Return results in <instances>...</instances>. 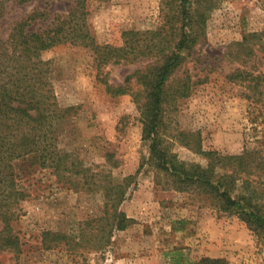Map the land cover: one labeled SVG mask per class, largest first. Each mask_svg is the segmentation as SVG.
<instances>
[{"label": "rangeland", "instance_id": "374dc122", "mask_svg": "<svg viewBox=\"0 0 264 264\" xmlns=\"http://www.w3.org/2000/svg\"><path fill=\"white\" fill-rule=\"evenodd\" d=\"M181 1L86 0L87 22L95 43L121 46L126 31L176 24L171 16ZM75 3L0 0V148L6 152L0 264H184L205 257L263 264L264 229L222 210L198 189H176L149 163L134 95L143 84L134 77L131 91H109L104 80L123 84L151 57L102 65L95 48L58 40L57 29ZM196 6L200 40L179 72L192 76L195 90L168 104L167 142L188 163L208 159L195 148L196 137L184 136L194 146L179 140L182 131L199 133L206 150L238 154L250 146L264 154V95L248 97L247 84L227 76L238 68L264 72V0H201ZM252 33L259 35L242 47ZM67 150L95 171H110L116 182L136 175L119 206L131 220L114 228L105 246L95 238L97 220L106 216L104 192L76 188L75 175L52 161ZM87 220L91 227L84 229ZM48 230L76 240L57 244Z\"/></svg>", "mask_w": 264, "mask_h": 264}, {"label": "trees", "instance_id": "16d2710c", "mask_svg": "<svg viewBox=\"0 0 264 264\" xmlns=\"http://www.w3.org/2000/svg\"><path fill=\"white\" fill-rule=\"evenodd\" d=\"M201 0H182L179 11L171 16L176 24H166L155 30L146 32L129 30L125 32V44L115 46L111 44L99 45L95 43L93 34L87 22L89 10L86 8V0H76L74 7L66 15L61 26L57 29L63 42L71 41L95 48L98 52L100 64L134 62L145 56L151 57L146 67L139 68L129 75L123 84H108L109 91L113 94L127 93L132 90L131 80L136 77L143 88L134 92L135 99L142 110L144 122L143 138L149 145V163L153 165L159 174L166 175L176 189L184 191L192 188L198 189L219 202L220 208L227 212L237 213L251 226L264 229V154L256 147H246L238 154H224L217 150H206L202 147L197 132L182 131L179 140L185 141L184 136L189 135L199 140L195 148L205 154L207 164L200 162L188 163L181 160L167 142L166 113L169 103L177 104L182 98L190 96L194 90L196 81L189 74H179L185 67L189 55L193 52L200 40V31L196 29V12ZM201 20V19H200ZM250 35L239 44L245 47ZM51 45L48 44V46ZM247 48H249L247 46ZM233 81H241L247 84V96L261 98L264 95V72L255 73L248 69L238 68L232 74L227 75ZM27 112L28 115L34 117ZM71 108L66 110L69 113ZM197 135L199 138H197ZM187 145L194 146L192 142L185 141ZM29 146V144H27ZM0 148V183L3 181L1 171L6 152ZM7 150H10L8 147ZM12 150V149H11ZM52 161L57 160L59 168L70 171L76 177V188L89 190H101L105 196V215L99 218L100 231L95 238H101V246L109 243L114 228H125L130 222V217L119 208L126 198L128 189L136 175H129L122 182H116L111 172L105 169L95 171L84 161L77 159L70 151L60 153L59 158L51 155ZM53 161V162H54ZM102 221V223H101ZM91 220L86 221L85 228L91 227ZM110 225L107 234L100 235L102 228ZM98 227V228H99ZM47 237L53 236L58 244L60 241L73 238L72 233L58 231H46ZM94 235V234H92ZM84 236V235H83ZM109 239V240H108ZM79 242V241H78ZM103 243V244H102ZM52 244L49 245L51 247ZM102 248V247H101ZM181 251L175 253V260L181 261ZM184 264H229L226 259L205 257L199 261H185ZM264 264V263H263Z\"/></svg>", "mask_w": 264, "mask_h": 264}]
</instances>
